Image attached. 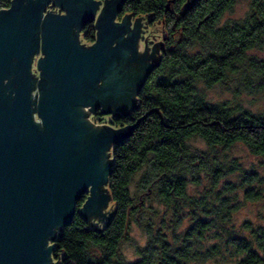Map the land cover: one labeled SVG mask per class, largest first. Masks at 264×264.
<instances>
[{"label": "trees", "instance_id": "16d2710c", "mask_svg": "<svg viewBox=\"0 0 264 264\" xmlns=\"http://www.w3.org/2000/svg\"><path fill=\"white\" fill-rule=\"evenodd\" d=\"M12 1L1 0L0 9L10 8ZM238 1L196 0L189 5V0H127L123 15L162 23L167 39L161 65L149 77L138 105L129 116L110 123L122 129L148 116L110 152L113 168L103 189L108 198L103 214H82L86 197L62 237L50 243L55 263L203 262L216 253L205 241L218 235L239 209L237 194L242 192L247 201L264 200V162L261 171H250L230 155L241 144L264 159V112L214 104L205 95L206 89L231 79L249 88L264 87V60L252 54L264 46V0H247L250 11L244 19L223 21ZM82 36L94 44L95 25L88 24ZM94 121L106 123L99 117ZM195 139L208 151L195 148ZM229 176H238V182H225ZM134 224L148 242L138 248L140 259L129 263L120 249ZM226 233L230 247L242 255L239 264H264L262 228L255 236L261 255L252 242Z\"/></svg>", "mask_w": 264, "mask_h": 264}, {"label": "water", "instance_id": "95a60500", "mask_svg": "<svg viewBox=\"0 0 264 264\" xmlns=\"http://www.w3.org/2000/svg\"><path fill=\"white\" fill-rule=\"evenodd\" d=\"M126 2L13 0L0 9V264H60L50 243L72 224L77 205L87 197L80 212L101 216L108 204L110 152L148 116L122 129L89 120L125 88L111 81L117 63L137 55L132 15L116 22ZM149 21L139 27L147 30ZM90 23L97 30L92 45L81 35ZM163 31L155 23L151 35ZM124 110L117 117L130 115Z\"/></svg>", "mask_w": 264, "mask_h": 264}, {"label": "rangeland", "instance_id": "374dc122", "mask_svg": "<svg viewBox=\"0 0 264 264\" xmlns=\"http://www.w3.org/2000/svg\"><path fill=\"white\" fill-rule=\"evenodd\" d=\"M249 11L250 6L248 1L239 0L234 10L227 13L223 21L242 20L246 17ZM133 17L135 16H132V19ZM116 22L122 23L121 19ZM149 25L150 24H148V26ZM131 26L133 27V23ZM152 28L153 26L151 29ZM162 34L166 33L163 31ZM82 42L85 43L83 39ZM252 54L264 60V46L259 50H254ZM205 95L207 100L214 104L228 103L231 105H239L241 108L250 110L254 113L264 112V87L256 86L249 88L246 87L244 82L241 85L237 79H231L226 83L216 85L209 90L206 89ZM113 118L114 117H111V120H113ZM89 120L96 125H105L111 122L106 121L105 124H100L97 123V121L95 122L92 116L89 117ZM35 121H39L37 116L35 117ZM193 144L195 148L208 151L206 144L201 140L195 139ZM230 155L237 159V161L241 163L242 167L245 169L251 171L253 167H256L259 171H261L260 162H264V159L252 156L244 145H236L231 150ZM227 180L231 182H238V176H229L224 181L226 182ZM236 200L239 202V209L233 213L230 220L226 221L225 224H222L219 227L220 229L218 230V235L212 234L205 241V247L208 249H212L211 246L215 247L216 253L213 252V255L208 258V260L203 262H192L190 264H239L242 255L238 257L236 250L230 247V236L226 232L232 234L237 239L241 238L247 242H252L253 248L258 251L260 255L263 254V251L259 249L258 244L256 243L255 236L260 228L264 230V200L247 201L245 200L242 192L237 194ZM147 242L148 239L144 230L138 224H134L129 232V241H126L121 246L120 253L129 263L136 262L140 259L138 248L145 247ZM234 242L238 243L239 240Z\"/></svg>", "mask_w": 264, "mask_h": 264}, {"label": "flooded vegetation", "instance_id": "af4514ba", "mask_svg": "<svg viewBox=\"0 0 264 264\" xmlns=\"http://www.w3.org/2000/svg\"><path fill=\"white\" fill-rule=\"evenodd\" d=\"M102 1H105V0H102ZM51 6L52 7L48 8L49 11L61 13V9L59 7H54L53 5ZM123 6H122V12L118 13L117 15V20L119 21L120 19L121 21H123L124 17H127V16L129 19L130 14L123 15L124 13ZM101 9H106V7L104 8V6H102ZM100 13H101V10L97 14V19ZM142 20H145L144 16L133 17L132 23H133V27L135 24L136 29L133 28L132 30L134 31H131V30L129 31V34L137 42V55L134 56V54L132 53L129 55L128 61L125 59H122L121 61H119L116 66V76L115 78L113 77L111 79V81L114 84L117 82V84L121 83L122 85H125V88H123L124 92L123 91L117 92L116 98L109 99L103 104H101L98 108H95V110L92 111V114H91L92 118L94 119L98 117L102 119L105 117L117 118V115H120V113L125 112L124 108H127V111L131 114L132 107L138 105L139 96L144 86L148 82L149 77L161 65V62H162V59L165 53L164 49H165V41L167 39V36L166 35L163 36L160 34L156 36L154 35L155 37L154 36L152 37L151 27L155 25L154 22L150 20L149 21L150 25L148 26V29L146 30V29H141L139 27V25H141L142 23ZM166 21L167 20H165V22ZM83 30L81 32V35L83 33ZM164 32H165V28H164ZM150 35L152 38H150ZM147 38L150 39V43H149L150 45L145 42ZM141 45L144 46L143 49H141ZM36 61L37 60H35V63ZM35 63H34V68L36 67ZM129 95L133 96L130 100L133 102V104L130 105V107H128L129 106L128 102L125 101ZM124 102L127 103V106ZM105 125L106 127L118 129L112 123H107Z\"/></svg>", "mask_w": 264, "mask_h": 264}]
</instances>
